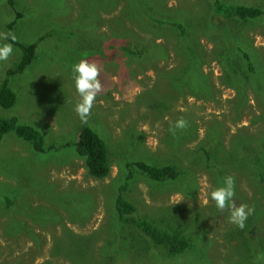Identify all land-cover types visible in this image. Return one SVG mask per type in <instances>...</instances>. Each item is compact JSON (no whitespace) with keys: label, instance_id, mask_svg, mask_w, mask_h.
Listing matches in <instances>:
<instances>
[{"label":"rangeland","instance_id":"obj_1","mask_svg":"<svg viewBox=\"0 0 264 264\" xmlns=\"http://www.w3.org/2000/svg\"><path fill=\"white\" fill-rule=\"evenodd\" d=\"M7 1L0 0V33H9L7 25L15 21L12 33L21 43L43 39L32 63L9 79L16 102L9 109L0 107V119L32 126L41 136L42 151L12 132L0 140V264H75L60 252L71 244L62 229L74 236L94 233L95 246L104 245L108 229L115 227L112 200L127 175L125 163L158 166L170 155L183 171L180 178L154 183L134 172L125 197L138 216L173 224L189 235L197 255L180 257L178 264H264V185L257 177L260 169L264 172V154L257 162L249 158L259 143L264 150V19L217 26L210 15L213 0H13L12 9ZM221 1L264 9V0ZM16 12L21 16L17 20ZM173 23L183 27L202 59L199 79L212 85L213 96L198 97L182 81L185 49L178 31L168 26ZM211 24L222 35L231 32L251 57L255 74L247 81L223 82L213 55L223 44ZM110 42L144 50L153 43L160 47H153L146 61L123 58L116 49L104 58ZM5 43L0 39V45ZM13 48L0 61V85L19 61L21 52ZM81 59L100 66L103 85L87 123L74 111L80 98L72 67ZM180 118L190 123L173 136L169 128ZM84 127L97 132L108 147L111 168L102 181L88 175L75 153ZM207 129L219 130L221 157L231 155L224 168H211L198 158ZM183 132L189 135L186 141ZM168 139L180 143L176 150L166 144ZM228 175L235 177V203L255 207L244 230L229 223V211H219L210 199ZM72 191L93 194L92 208L78 211L73 201L68 214L54 205L53 200ZM86 212L92 214L88 219Z\"/></svg>","mask_w":264,"mask_h":264},{"label":"trees","instance_id":"obj_2","mask_svg":"<svg viewBox=\"0 0 264 264\" xmlns=\"http://www.w3.org/2000/svg\"><path fill=\"white\" fill-rule=\"evenodd\" d=\"M7 4L11 9L14 8L13 0H8ZM212 5L214 11H211L210 15L216 17L215 21L217 24H214L217 26L226 28L225 24L227 22L237 24V22H250L264 19V9L257 6L229 4L221 0H213ZM15 14V20L21 17L19 12ZM14 24L15 21H11L7 25L9 33H12ZM215 25L211 24L210 27L212 30H216V34H219V39L223 46L220 47L219 52L215 49V51H213L215 54L213 55L223 70V78H226L223 79V82H232L239 78L244 82L247 81L248 78L255 74V66H253L251 57L240 43L233 40L234 37L231 32L223 31L224 35H222L220 32L221 29ZM168 26L178 31L177 37L182 42L183 48L185 49L181 53V62L184 64V72L181 79L187 87V90L194 92L196 96L201 98L205 93L213 96L214 92H211L212 85L207 83L205 78L202 80L199 79L202 75L200 66L202 59L197 51H194L191 41V45L187 41V32L184 31L181 25L173 23ZM42 39L43 37L27 45L21 43L17 39L14 43L10 38L6 40L8 43H13V46H17L21 54L17 64L7 71V75L0 85L1 108L9 109L15 104L16 95L9 87V79L21 74L32 63L36 49L39 47L38 42L42 41ZM157 46L160 47V45H154L153 43L150 49L144 50L110 42L106 47L104 58L107 53L116 49L115 51L121 52L123 58H130L133 60L144 59V61H146V56L154 53L153 47L156 48ZM202 49L203 48H201V50ZM175 80L176 78L170 79L172 82ZM239 83L240 82H236V84ZM241 103L244 105V99ZM186 121L190 123L188 120ZM207 131L209 133L206 138H204L202 146L198 149V158L200 161L207 162L211 168H224L227 166L225 165V163L227 164V158L231 157V155L228 154L223 157L220 155L222 152V141L217 134L219 130L207 129ZM10 132L14 133L17 138L31 144L36 151H42L40 146L42 142L41 136L32 126L19 124L14 118L9 120L0 119V140L4 135ZM177 134L178 133H176V135ZM188 137L189 135L183 132L182 140L186 141ZM166 144L173 151L180 145V143H175L169 139ZM66 146L67 145H64L63 147ZM49 149L57 150V148ZM251 151L253 154L249 155V158L256 162L258 161V155H260V153L264 154V150L260 149V143L257 148L254 146ZM75 153L77 157L84 161L87 173L91 178L100 181L107 178L111 168L108 147L97 132L89 127L80 129L77 134ZM174 157V155H170L167 163L158 166L140 160L125 163L124 170L127 171V175L123 183L117 186L112 200L115 227L114 229L111 227L108 229V240L105 241L104 245L102 244L97 247L95 246V242L98 239L96 234L92 233L87 236H74L68 230L62 229L61 233L65 236L64 238H71V244L68 245V240H61L60 243L62 245H68V247L67 249L61 247L60 252L66 255V258L71 259L75 264H178L180 257L185 260L187 255L191 253L195 252L197 255L196 249L193 248L192 239L183 232L181 227L175 228L173 224L163 225L161 222L156 223L145 217L138 216L135 205L129 202L125 197L130 187V181L133 180L134 172L141 173L154 183L176 181L180 178L183 171L179 169L177 159ZM257 177L259 182L264 185V172L262 169L258 172ZM80 194L87 193L72 191L64 198L58 197L53 200L54 205L68 214L73 201H76L75 203L77 204L78 211L84 207L91 209L94 203L93 194L88 193L87 195H89V197L77 200V196ZM6 204L10 206L12 203ZM54 213L55 218L60 217L59 212L55 210ZM49 214H52V211H50ZM91 215L90 212H86L87 219L90 218ZM42 217H44L43 214L40 218L42 219ZM68 219L72 221V219ZM148 252L149 256L147 257Z\"/></svg>","mask_w":264,"mask_h":264},{"label":"clouds","instance_id":"obj_3","mask_svg":"<svg viewBox=\"0 0 264 264\" xmlns=\"http://www.w3.org/2000/svg\"><path fill=\"white\" fill-rule=\"evenodd\" d=\"M9 38L13 43L16 41V36L13 33H0V39L8 40ZM13 43L0 45V61H6L12 55ZM100 72V66L87 59H81L72 67L75 91L80 98L74 111L82 123H87L97 96L103 91V85L99 79ZM187 127L188 122L180 118L170 126L169 132L175 136L177 130H183ZM235 189V177L228 175L223 178L222 184L215 187L209 195L219 211L223 212L226 209L229 211L228 222L238 229L244 230L246 221L255 213V207L243 203L237 205L234 201Z\"/></svg>","mask_w":264,"mask_h":264}]
</instances>
